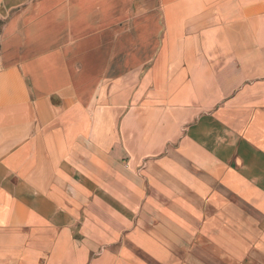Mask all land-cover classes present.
Here are the masks:
<instances>
[{"label": "crops", "instance_id": "crops-1", "mask_svg": "<svg viewBox=\"0 0 264 264\" xmlns=\"http://www.w3.org/2000/svg\"><path fill=\"white\" fill-rule=\"evenodd\" d=\"M195 213L264 235V0H0V264H147Z\"/></svg>", "mask_w": 264, "mask_h": 264}, {"label": "rangeland", "instance_id": "rangeland-1", "mask_svg": "<svg viewBox=\"0 0 264 264\" xmlns=\"http://www.w3.org/2000/svg\"><path fill=\"white\" fill-rule=\"evenodd\" d=\"M189 215L185 236L171 238L168 250L161 256L156 258L151 252L122 255L129 254L133 261L136 255L138 261L148 260L147 264H264L263 226L257 221H249L251 235L243 236L236 227L205 222L201 213Z\"/></svg>", "mask_w": 264, "mask_h": 264}]
</instances>
